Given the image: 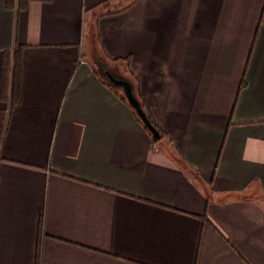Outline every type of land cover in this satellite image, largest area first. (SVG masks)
I'll list each match as a JSON object with an SVG mask.
<instances>
[{
    "label": "crops",
    "instance_id": "obj_1",
    "mask_svg": "<svg viewBox=\"0 0 264 264\" xmlns=\"http://www.w3.org/2000/svg\"><path fill=\"white\" fill-rule=\"evenodd\" d=\"M16 44L0 264H36L40 238V264H264V0H0V70Z\"/></svg>",
    "mask_w": 264,
    "mask_h": 264
},
{
    "label": "trees",
    "instance_id": "obj_2",
    "mask_svg": "<svg viewBox=\"0 0 264 264\" xmlns=\"http://www.w3.org/2000/svg\"><path fill=\"white\" fill-rule=\"evenodd\" d=\"M29 1L30 0H6V4H7L8 8L15 9L16 11H20L21 9H23L27 5V3ZM23 49L24 48L22 45L16 44V45H14V47L5 49L3 51V59H2V65H1V70H0V100L5 101L9 104V111L10 112L21 101V93H22L21 78H22V66H23V58H22ZM115 61H117V60H115ZM97 62L99 63L100 66H105V69L102 71L103 75H102V73H101V75L105 79H107V82L111 86L116 87L113 83L110 82V80L106 76V74H105L106 71H109L115 77L127 80L131 84L133 93H134L136 99L138 100L142 110L144 111L146 117L154 125V127L158 130L160 135H162L161 129L159 128L157 123L154 121L149 110L146 108L142 98L140 97V94L138 92H136V86L137 85L135 84V81L131 78L123 77V76H120L119 74L115 73L107 65L106 59L103 56L100 57V59ZM98 71H99V69H98ZM243 85H244V82H242V86ZM121 95H122V98L128 102V100L125 96L124 90L121 92ZM129 105H130V103H129ZM133 110L135 112L134 108H133ZM138 118L140 119L139 116H138ZM144 126H145V124H144ZM3 128H4L3 115L0 112V139H1V133H3ZM145 128L150 132V130L146 126H145ZM150 134L152 135L151 132H150ZM42 230H43V226H42V222L40 221L39 235L42 234ZM40 253H41V238H40V240L38 242V246H37L36 264H40Z\"/></svg>",
    "mask_w": 264,
    "mask_h": 264
},
{
    "label": "water",
    "instance_id": "obj_3",
    "mask_svg": "<svg viewBox=\"0 0 264 264\" xmlns=\"http://www.w3.org/2000/svg\"><path fill=\"white\" fill-rule=\"evenodd\" d=\"M105 74L108 77V79L110 80V82L113 83L115 86L119 85V86L123 87L125 96H126L128 102L130 103V105L135 109L136 114L140 117V119L145 124V126L150 130L153 137L155 139L160 138V136H161L160 133L154 127V125L149 121V119L146 117V115H145L144 111L142 110L138 100L136 99V97L133 93L131 84L125 79L115 77L109 71H106Z\"/></svg>",
    "mask_w": 264,
    "mask_h": 264
},
{
    "label": "rangeland",
    "instance_id": "obj_4",
    "mask_svg": "<svg viewBox=\"0 0 264 264\" xmlns=\"http://www.w3.org/2000/svg\"><path fill=\"white\" fill-rule=\"evenodd\" d=\"M95 49V48H94ZM100 52H99V50H98V47H96V49H95V53H94V55H95V58H93V63H94V65L99 69V71H100V73H102V75H103V70L105 69V66H100L99 65V63L97 62L99 59H100ZM107 65L114 71V70H116V68L115 67H111L108 63H107ZM107 80V79H106ZM116 87L122 92L123 91V87L122 86H119V85H116Z\"/></svg>",
    "mask_w": 264,
    "mask_h": 264
}]
</instances>
